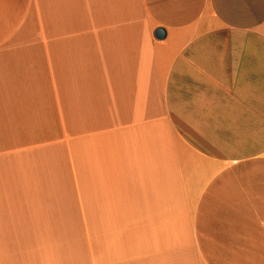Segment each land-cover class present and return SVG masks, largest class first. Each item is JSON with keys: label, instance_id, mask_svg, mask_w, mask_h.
<instances>
[{"label": "crops", "instance_id": "1", "mask_svg": "<svg viewBox=\"0 0 264 264\" xmlns=\"http://www.w3.org/2000/svg\"><path fill=\"white\" fill-rule=\"evenodd\" d=\"M0 264H264V0H0Z\"/></svg>", "mask_w": 264, "mask_h": 264}, {"label": "water", "instance_id": "2", "mask_svg": "<svg viewBox=\"0 0 264 264\" xmlns=\"http://www.w3.org/2000/svg\"><path fill=\"white\" fill-rule=\"evenodd\" d=\"M165 36H166L165 30H163L161 28L156 30V32H155L156 39L163 40L165 38Z\"/></svg>", "mask_w": 264, "mask_h": 264}]
</instances>
